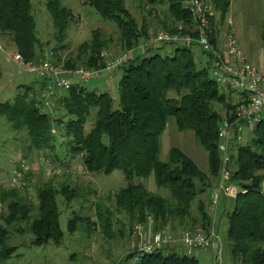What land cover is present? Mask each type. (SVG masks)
Listing matches in <instances>:
<instances>
[{
  "label": "trees",
  "instance_id": "obj_1",
  "mask_svg": "<svg viewBox=\"0 0 264 264\" xmlns=\"http://www.w3.org/2000/svg\"><path fill=\"white\" fill-rule=\"evenodd\" d=\"M127 1L84 0V3L103 19L116 24L121 31L122 50L132 51L135 55L139 44L150 40L151 35L146 23L140 27L127 8ZM148 1L150 4L164 3V0ZM167 1L172 26L165 22V31L197 37L192 17L184 9L182 0ZM205 1L213 5L222 20L227 17L231 0ZM46 5L57 41L62 43L74 15L61 0H47ZM36 28L32 0H0V34L11 38L24 64H37L40 60L43 48ZM210 29L216 48L219 33L215 16L210 20ZM108 40L100 30H95L91 41L78 48L76 60L65 62L62 69L75 72L80 66L104 68L103 53L108 48ZM166 46L146 48L145 54L132 56L119 68L123 73L118 83V108L109 92L89 90L79 81L68 91H62V95L61 92L57 94L54 105L63 111V118L54 119L49 113L52 110L45 112L41 93L46 85L42 81L21 86L12 101L0 103V116L7 119L15 132L27 133L31 152H54L55 132L63 127L68 152L72 158H82L86 173L110 175L115 171L123 172L126 187L107 199L114 201V211L99 206L97 222L75 213L68 224L70 234L79 230L91 234L95 228L102 227L113 238L114 212L126 217L130 231L150 222L155 231L171 227L176 221L184 224L191 217L195 200L219 180V127L223 119L232 121L236 117L241 104H234L231 101L234 93L223 92L212 79L209 60L202 68L197 65L193 45L170 46L174 48L172 55L157 53ZM56 54L54 59L58 67L61 60L55 57ZM171 93L176 96H170ZM220 106L225 114L218 110ZM92 110L97 111L94 118ZM91 117L92 129L88 132L85 126ZM171 118L175 119L179 131L194 132L198 144L208 154V173L178 148L170 151L168 162L161 161V138ZM231 159L232 182L248 189L241 188L228 217L229 255L232 264H264V120L255 124L248 144L240 145L234 138ZM53 162L56 164L55 160ZM56 165L67 169L70 166L63 161ZM152 174L157 186L169 192L170 200L135 183V179H148ZM59 196L70 205L82 198V190L68 181L56 185L48 180L38 186L36 202H33L24 190L16 187L1 189L0 203L6 205L7 212L0 214V262L11 259L18 251L17 246L9 244L13 234H30L31 246L62 245L64 234L60 227ZM206 208L203 202L199 203V230L205 233L214 226L213 217ZM165 249L146 255L139 264H200L194 255L165 253ZM127 258L132 259L131 254Z\"/></svg>",
  "mask_w": 264,
  "mask_h": 264
},
{
  "label": "rangeland",
  "instance_id": "obj_2",
  "mask_svg": "<svg viewBox=\"0 0 264 264\" xmlns=\"http://www.w3.org/2000/svg\"><path fill=\"white\" fill-rule=\"evenodd\" d=\"M61 2L72 11L74 20L67 31L66 38L62 43H59L51 13L47 9V0H32L37 36L43 48L40 54L41 61L48 59L56 65L54 53L57 52L55 57L61 60L58 69L61 73H64L62 68L65 62L76 60L78 48L85 42L91 41L95 30H100L104 37L109 39L108 48L104 53L110 57L128 52L123 51L121 48V31L116 24L103 19L92 7L85 5L84 0H61ZM127 8L137 19L140 27H143L144 23H146L151 38H154L159 31H165V22H167L168 26H172L167 0H164V3L156 4H150L148 0H128ZM215 19L219 33V45L222 46L223 38L226 34L233 33L238 39L239 47L243 54L255 68L261 69L260 71L264 73V0H231V7L227 17L222 20L215 13ZM146 42L142 41L135 53H138ZM173 50V47L166 46L157 53L172 55ZM192 51L197 65L201 68L206 66L208 57L201 47L193 45ZM17 54L11 38L0 34V65L2 68L0 103L12 101L21 86L37 84L39 81L37 76L29 72L25 65L15 61ZM148 55L151 56V54ZM132 56L134 57L135 55L132 54ZM79 68L86 69L82 66ZM122 73V71L118 72L116 79L111 83L110 94L115 100L116 108H118V83ZM83 84L89 90H95L98 81L93 80ZM222 91L227 92V89L222 88ZM170 96L173 97L176 94L171 93ZM231 101L234 104H238L234 94ZM217 108L222 114H225L223 107ZM45 112L48 113L49 111L45 110ZM96 112V110H92L93 118ZM49 113L54 119L63 118V111L56 105L52 112ZM93 118L91 117L85 126L88 132L92 129ZM261 119L264 120V112L261 114ZM255 124L252 123L243 127L240 145H246L252 140ZM55 135L57 138L55 151H44V154L52 161L55 160L56 164L61 161L69 164L68 172L64 174H54L52 171H47L46 167L38 162L39 153L30 151V140L27 133L15 132L7 119L0 116V191L1 189L9 190L13 188L11 181L14 176V170L23 162L32 166L31 182L35 193L38 186L48 180H52L56 185L68 181L82 190V198L70 205L66 203L63 197H57L61 214L60 227L64 234L61 246H56L53 243L41 247L31 246L32 236L30 234L23 236L13 234L9 244L17 246L18 251L11 259L1 261L0 264H138L127 258L130 254L132 242L135 240V229L130 231L128 220L123 214L114 212L112 218L113 238L109 237L102 227L95 228L91 234L83 230H79L74 234L69 233L68 224L75 213L88 216L92 221L97 222V208L99 206L103 207L104 210L110 209L114 211V201H108V196L126 187L127 182L122 171H115L110 175H89L85 171L82 158L79 156L72 158L71 154H69L67 148L68 139L64 136L63 127L62 129H57ZM173 148L181 149L194 160L202 171L208 173V154L198 144L194 132L179 131L175 119L171 118L161 138L160 159L162 162H168L170 151ZM135 183L144 185L152 193L169 200L171 199L168 191L157 186L154 174L148 179H135ZM214 191L215 187H209L204 194L195 200L191 209V217L184 224L176 221L171 227L168 226L159 231L169 233L174 240H177L174 242L175 244L179 243L184 231H200L199 203L203 202L207 207V212L214 218L215 225L212 229L219 236H222V238L220 236V248L223 251V260L227 264H232L229 255L227 230L228 217L233 212L234 200L221 197L216 217H214L210 204ZM33 202H36V200ZM6 212V205L0 203V214H6ZM151 223L144 225L143 236L149 232L147 227L150 228ZM124 224L126 225L123 230ZM154 231L152 228L151 232L153 233ZM122 233L124 234L123 236L121 235ZM164 252L184 253L178 246L174 247V249H165ZM194 255L200 261V264H210L215 252L212 250L197 251Z\"/></svg>",
  "mask_w": 264,
  "mask_h": 264
},
{
  "label": "built area",
  "instance_id": "obj_3",
  "mask_svg": "<svg viewBox=\"0 0 264 264\" xmlns=\"http://www.w3.org/2000/svg\"><path fill=\"white\" fill-rule=\"evenodd\" d=\"M184 9L192 17L194 32L197 37L187 35L171 34L159 31L154 38L147 41L143 49L167 46H188L198 45L207 55L210 63V74L212 79L222 88L234 93L236 100L241 106L236 112V117L230 121L223 119L218 133V152L221 158V174L215 186L214 195L211 199V210L214 217L218 210L221 197L235 200L241 188L232 182L231 171V146L234 138L238 141L242 138L243 127L261 120L264 112V73L255 68L247 57L240 50L239 42L233 33L224 36V42L220 41L215 48L212 42V31L210 20L215 16L213 5L205 0H182ZM133 52L110 57L103 53L106 59V66L102 69H80L75 72L61 73L58 67L48 59L42 60L37 64H24L20 56H15V61L25 65L29 72L37 76L39 81L45 83V88L41 93L43 107L51 111L57 94L68 91L72 85L79 81L87 83L93 80L110 81L109 77L113 71L118 70L126 64L132 57ZM38 162L58 174L68 172V169L61 165H56L47 158L44 152H39ZM32 166L22 163L14 170L12 186L24 190L31 201L36 200V193L33 191L31 182ZM144 226H137L135 234L138 236L137 242L130 252L132 260L141 263L146 255L152 254L157 250L172 247L174 239L166 231L149 232L143 236ZM180 246L185 254L193 256L197 251L214 250V264H227L223 260L220 236L211 229L209 232L186 230L180 238Z\"/></svg>",
  "mask_w": 264,
  "mask_h": 264
},
{
  "label": "crops",
  "instance_id": "obj_4",
  "mask_svg": "<svg viewBox=\"0 0 264 264\" xmlns=\"http://www.w3.org/2000/svg\"><path fill=\"white\" fill-rule=\"evenodd\" d=\"M146 53V50L145 49H143V48H141L140 49V51L138 52V53H135V55H143V54H145ZM39 62H41V60H39ZM259 69V68H258ZM259 70H261V69H259ZM118 72H120V70H115V71H113L112 72V74H110L109 75V77L111 78V80L108 82V81H106V79L105 80H99L98 81V84H97V86H96V91H100V92H109L110 93V90L112 89V85H111V83H112V81H114L115 79H116V77H117V74H118ZM263 72V71H262ZM104 90H103V89ZM242 139V138H241ZM241 141V140H240ZM239 141V142H240ZM46 170L48 171L49 170V168H47L46 167ZM217 182L218 181H216V182H214L213 183V187H215L216 186V184H217ZM211 202V201H210ZM214 219V218H213ZM215 225V224H214ZM151 227L149 228V227H147L149 230H151L152 229V225H150ZM221 236V235H220ZM135 240H134V242H132V247L130 248L131 250L129 251V252H131L132 251V248H133V246L137 243V242H139V240H138V236H136V234H135ZM221 238H222V236H221ZM177 240L175 239L174 240V242H176ZM180 241V240H179ZM178 243V242H177ZM173 245V244H172ZM180 247L181 248V246H180V243H178V244H175L174 243V245L172 246V247H170L169 249H174V247ZM182 249V248H181ZM212 251H214V250H212ZM215 252V251H214ZM195 256V255H194ZM196 257V256H195ZM210 264H214V255L212 256V260H211V263Z\"/></svg>",
  "mask_w": 264,
  "mask_h": 264
},
{
  "label": "water",
  "instance_id": "obj_5",
  "mask_svg": "<svg viewBox=\"0 0 264 264\" xmlns=\"http://www.w3.org/2000/svg\"><path fill=\"white\" fill-rule=\"evenodd\" d=\"M237 186L240 187V188H242L243 190H247L248 189V187L242 186L240 183H237Z\"/></svg>",
  "mask_w": 264,
  "mask_h": 264
}]
</instances>
